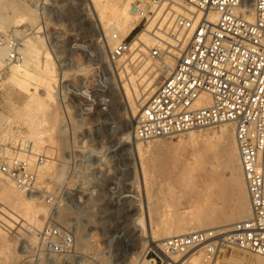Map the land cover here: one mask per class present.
I'll return each mask as SVG.
<instances>
[{"label": "rangeland", "instance_id": "374dc122", "mask_svg": "<svg viewBox=\"0 0 264 264\" xmlns=\"http://www.w3.org/2000/svg\"><path fill=\"white\" fill-rule=\"evenodd\" d=\"M7 2L18 3L19 6L7 9L0 2V36L5 37L15 25L26 30L31 37V60L27 66L33 73L41 75L43 68L40 62L45 58L42 53L33 51L41 35L53 51L57 73L54 77V100L37 107L35 103L26 106L27 93L11 83L5 77L6 69L0 68L1 128H9L11 132L10 137L4 138L11 142L18 137L30 139L34 152L29 157L30 162L31 158L37 160V155H43L51 163L49 173L42 176L37 172L40 190L36 194L44 195L29 207L27 193L13 180L1 175L0 218L3 223L0 224V264H49L47 259L50 255L40 251V241L33 232L46 225L59 226L75 235L72 253L51 255L59 259L58 264L149 262L153 255L147 257V253L155 251L151 234L155 232L157 237H161V230L173 222L171 213L182 212L188 221L194 217L190 213L192 204L188 203V196L182 195L184 189L175 178L181 174L186 180L196 179L194 189L206 191L202 180L211 174L206 172L210 161L207 154L209 151L224 152V146L216 140L209 144L189 143V131H184L168 137L139 140L145 149L140 157L136 143L125 142L128 135L131 140L134 137L136 117L129 112L123 83L133 92L130 79L139 82L155 74L163 62L150 55V48L157 41L149 48L140 45L142 51L138 52L148 57L151 64L134 62L132 45V51L126 57L116 66L110 65L107 56L115 40L111 33V43L99 36L100 27L103 31L104 27L88 16L89 5L83 0ZM116 3L119 9L129 4V19L138 20L127 36L120 34L131 42L157 14L156 11L142 26L132 10L133 0H116ZM172 21L173 16L164 14L157 24H171ZM157 24L150 31L158 34L154 32ZM8 36L19 38L21 48H25L27 37L20 34ZM169 56L175 57L174 52ZM157 72L160 76L155 90L166 74L160 70ZM80 91L97 104L101 99H107V110L100 106L91 108L88 98L78 94ZM7 118H12L17 124L11 126ZM36 119L40 122L42 134L39 138H31L26 122ZM228 124L235 128L231 122L194 132L211 136ZM62 126H65V131L61 130ZM88 148L95 150L92 151L95 159L90 155L92 152L88 153L91 158L87 159ZM34 165L31 162V166ZM62 170L64 173L60 176ZM203 199L200 195L198 201ZM217 203L219 208L231 207L229 198ZM218 215H221L220 210ZM215 224L218 227L214 229L226 228L220 222ZM195 251L185 258L190 262L195 259L200 264H229L227 260L217 258L219 254H229V248L217 251L215 258L209 261H205L203 249L198 253Z\"/></svg>", "mask_w": 264, "mask_h": 264}, {"label": "built area", "instance_id": "2783aa9c", "mask_svg": "<svg viewBox=\"0 0 264 264\" xmlns=\"http://www.w3.org/2000/svg\"><path fill=\"white\" fill-rule=\"evenodd\" d=\"M172 2L193 9L189 15H176L171 24H157L158 43L151 48L152 56L162 60L176 52V63L141 107L133 135L148 140L234 123L251 215L236 221L228 232L210 228L169 237L163 242L166 255L150 250L147 257L153 258L145 264H177L173 255L196 249L213 260L229 245L264 256V0H135L139 24L145 26L157 8ZM211 14L217 18L211 19ZM113 37L116 42L107 61L116 66L132 51V42L117 34ZM2 44L9 48L10 62L23 60L19 38L0 36ZM78 94L88 98L91 108L109 106L107 99L97 104L84 91ZM205 94L210 103L201 105ZM21 151L31 154L30 143L5 141L0 135V174L33 193L39 190L37 166L46 157L38 155L32 167L29 156L19 155ZM33 232L40 251L47 254H70L75 249V235L59 226L46 225Z\"/></svg>", "mask_w": 264, "mask_h": 264}, {"label": "bare ground", "instance_id": "6f19581e", "mask_svg": "<svg viewBox=\"0 0 264 264\" xmlns=\"http://www.w3.org/2000/svg\"><path fill=\"white\" fill-rule=\"evenodd\" d=\"M83 1L89 5V8H88L89 11H87L88 16L91 19L93 18L96 21V23H98V25H102L104 27V31H103L101 30V27L99 26L100 27L99 36H102V39H104L107 43L109 42L111 43L112 38L114 39L113 37L114 34H117V35L121 34L122 36H127L138 22V20L133 21L129 19V12H130L129 4L119 9V6L117 5L116 0H106V1L83 0ZM0 2H2L3 5L7 7V9L8 8L14 9L15 7L19 6L18 3L17 4H10L9 2L6 3V0H0ZM134 2L135 0H133V3H132V10L137 15V17L140 18L139 14L136 13L133 9ZM185 7L181 6V4L178 2H174L171 6H169V4H164L160 8H157L156 10L157 14L155 17L152 18L148 27L141 30L132 40L133 52H134L133 54L134 62L136 61L141 62L142 65L151 64L148 57L143 56L142 53L140 54L138 53L142 51L140 48V45L143 44L145 47L149 48L151 44H154L157 41L156 40L157 37H155L157 33H153L150 30L153 26L155 27V25L157 24V22L159 21L162 15L169 14L173 16V19L176 15H180V14L189 15L188 12L190 9H193V7L191 8H188V6H185ZM88 16H87V19H88ZM210 18L215 20L217 18V14H211ZM162 25H163V22H160V26ZM18 27H19L18 25H15L12 28V30L9 31V33H6L5 37L7 38L9 34H12V35L20 34L24 38L27 37V39L24 42L25 48L20 47V51L23 54V60L24 59L25 60L24 61L21 60L20 62L11 64L12 62L8 60L9 48L6 44H2L0 45V68L6 69L5 77H7V79H9L11 83H13L23 92L27 93L26 106L30 105L31 103H35L37 107L38 106L42 107L49 101L54 100V93L56 90V84L54 83V77L56 76V73H57V66L54 61L53 51L50 48L48 42L45 43L42 40V37L40 35V38L37 39L38 44L35 48H33L34 49L33 51H36L38 54L42 53L43 57L45 58V60L40 62V64H42L43 73L39 75V74H36L30 71V69L27 66V63H28V60H31V37L28 36L29 34L26 33V30L19 29ZM110 33L112 35V38L110 37ZM175 53L176 52H174V55ZM150 55L152 56L151 48H150ZM165 58L166 56L163 57L162 59L163 62L160 63V65H158V68H157L158 70L163 72L162 74L169 72L176 63L175 57L169 56L168 58L166 59ZM155 65L157 64L155 63ZM157 69L155 71V74H153L151 77L149 78L144 77L139 82L136 81L135 79H130L133 85V92H131V89L125 82L123 83V87H124V90L127 96L129 112L136 118L138 116L137 114L139 113L141 107L145 103L144 101L147 98L149 99V97L156 91L155 85L160 76L159 72H157L158 71ZM33 83H35V85H33ZM209 103H210L209 96L206 94L203 95L202 99L200 100V104L206 105ZM136 118L134 120L135 122H136ZM135 122H134V127H135ZM7 123L12 126L13 124H17V121L13 120L12 118H7ZM26 123L29 126V130H30L29 136L31 138H35V137L39 138L42 134V130L40 131L39 129V123H40L39 120L38 119L32 120V121L30 120V121H27ZM225 123H231V122H225ZM209 127H212V126H209ZM61 128H62L61 130L63 131L66 130L65 126H62ZM194 130H189V135H190L189 143L206 144L208 142L207 144H209L212 141L214 143V141L216 140L217 142H219L221 145L224 146V152L219 153L216 151L214 152L209 151L207 154V156L210 157V161H209L208 166L206 167L207 168L206 172L211 173V174L207 176L208 178L207 177L203 178V180L202 178H200V180L205 182L204 187L203 186L202 187L205 188L206 191H204L203 189H199V188H198L199 190L194 189L198 181V180L195 181L196 179L186 180L184 179V177L180 176L181 174H178L177 178H175L177 179L180 188L182 187L184 189V192L182 195L188 196L189 198L188 203L192 204L190 213L194 215V217L190 221H188L183 218V216L181 215L182 212L173 211L171 213L173 216V218H171L173 219V222H171L170 225H168L167 227L161 230V232L159 233L161 237L160 236H159L160 238L157 237V235H155V232L154 234L153 233L151 234L150 238H151V241L153 242V248L155 249L157 253H159L163 257L166 255L165 252L163 251L164 250L163 242L165 239L169 237L188 234L193 231H198L200 229L204 230V228H208V229L215 228V227H218L215 224L217 222H220L222 226H226V228L222 231L228 232L230 231L232 225L236 221L245 219L251 215L250 198H249V193H248L243 169L241 166L240 153L238 150V145H237V140H236V127L234 128L233 125L228 124V126L227 125L223 126L219 133H216L211 136L197 134L196 132H194ZM0 135L5 141L7 137L11 136V132L9 128H6V127L1 128V122H0ZM130 138L128 135L125 139V142L130 143L132 141L133 143H136V149H137L138 155L141 157V155L144 153V150H145L143 146L141 145V143L138 142L141 139H137L133 137L131 140ZM16 140H18L22 144H28L32 142L30 139L22 138V137H18L14 141ZM92 151H95V150L88 148L86 153L90 154ZM32 153L34 154V152L32 151V146H31V154ZM31 154L27 155L22 151L19 152V155L22 157H26V156L30 157ZM89 154L87 155V159L88 157H90V155H92L95 159L94 152H92L90 155ZM45 160H47V157ZM31 162L35 165L37 164L36 159L31 158ZM50 169H51V163L49 162V160H47L46 163L43 162L37 166V172L39 175H42V176L49 173ZM62 173H64V170H62L60 176H62ZM1 175L2 174H0V177ZM225 175H227V177ZM202 181H199V182H202ZM37 192L39 191L37 190L33 193L26 194V198L28 199V204H27L28 207L31 206V204L34 203L35 201L41 200V197H43L44 194L39 195V194H36ZM127 195L128 194H126V196ZM200 195L204 197L203 199L204 201L202 200L198 201V198ZM228 198L231 201V204H230L231 207L229 206L230 208L228 209L219 208L217 202L219 200L224 201ZM219 210H220L221 215H218ZM160 241L161 242L163 241V242L161 243ZM156 242H159V243H156ZM225 248H229V254L227 255L219 254L217 258H222L224 260H227L229 264H264V256L262 255L250 254L246 251L238 249L237 247L233 245H229ZM198 252H201V249H198L195 251V253H198ZM190 253L191 252L187 254H190ZM187 254L183 256H180V255H173V256L176 258L177 264H200L195 259L192 262H190L187 258H185ZM48 255H50L47 259L49 261V264H58L57 262L59 261V259L57 257L51 256L55 254L50 253ZM201 256H202V253H201ZM204 259L205 261H209V260H206L205 256H204Z\"/></svg>", "mask_w": 264, "mask_h": 264}]
</instances>
